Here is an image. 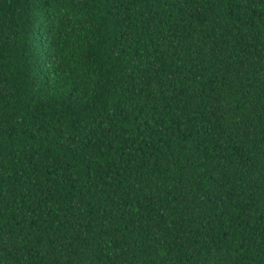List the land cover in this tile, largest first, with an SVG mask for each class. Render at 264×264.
<instances>
[{"label": "trees", "instance_id": "obj_1", "mask_svg": "<svg viewBox=\"0 0 264 264\" xmlns=\"http://www.w3.org/2000/svg\"><path fill=\"white\" fill-rule=\"evenodd\" d=\"M0 264H264V0H0Z\"/></svg>", "mask_w": 264, "mask_h": 264}]
</instances>
